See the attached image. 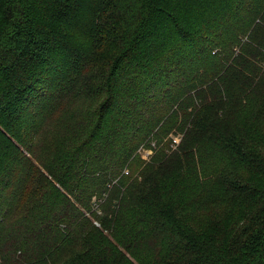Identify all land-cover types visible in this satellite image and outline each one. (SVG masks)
<instances>
[{"label":"trees","instance_id":"1","mask_svg":"<svg viewBox=\"0 0 264 264\" xmlns=\"http://www.w3.org/2000/svg\"><path fill=\"white\" fill-rule=\"evenodd\" d=\"M0 264H264V0H0Z\"/></svg>","mask_w":264,"mask_h":264},{"label":"built area","instance_id":"2","mask_svg":"<svg viewBox=\"0 0 264 264\" xmlns=\"http://www.w3.org/2000/svg\"><path fill=\"white\" fill-rule=\"evenodd\" d=\"M178 140H179L178 138H175V139H174L175 142H178ZM148 152H149V153H148ZM144 153H145V154H144ZM146 153H147V154H146ZM143 154L146 155V157H147V155L150 154V151H142V157H144Z\"/></svg>","mask_w":264,"mask_h":264},{"label":"rangeland","instance_id":"3","mask_svg":"<svg viewBox=\"0 0 264 264\" xmlns=\"http://www.w3.org/2000/svg\"><path fill=\"white\" fill-rule=\"evenodd\" d=\"M148 153H149V152H148ZM144 154H145V153H144ZM144 154H143V156L146 157V155H144ZM146 154H147V153H146Z\"/></svg>","mask_w":264,"mask_h":264}]
</instances>
